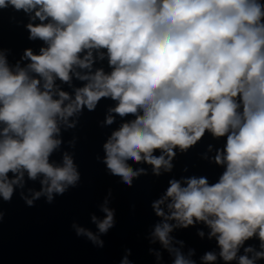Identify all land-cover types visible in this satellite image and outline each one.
I'll return each mask as SVG.
<instances>
[{
	"label": "clouds",
	"instance_id": "9594fccd",
	"mask_svg": "<svg viewBox=\"0 0 264 264\" xmlns=\"http://www.w3.org/2000/svg\"><path fill=\"white\" fill-rule=\"evenodd\" d=\"M8 7L41 21L26 28L29 39L39 38L47 47L39 54L25 49L21 59L30 61L25 68H10L0 53L4 201L11 200L16 187L23 188L25 171L32 180L43 174L41 191L32 198L21 193L28 206L41 195L51 202L53 193L63 195L74 187L80 174L72 156L64 153L62 166L49 162L62 143L54 137L61 123L75 126L69 117L111 98L118 101L111 113L134 119L104 144L103 162L129 186L146 171L134 169L129 159L152 165L158 176L162 167L172 170L174 149L187 150L206 131L226 137L214 157L226 169L218 183L192 177L182 187L170 180L152 204L162 218L152 235L175 253L173 264H195L172 247L170 233L198 222L211 229L209 237L216 238L225 262L264 259V0H0V10ZM94 50L100 59L107 55L109 73L91 71ZM74 66L89 71L81 74ZM72 76L87 81L75 89L74 98L55 83L57 78L70 83ZM114 119L108 115L105 123ZM157 149L158 156L153 154ZM102 211L103 220H92L100 233H107L114 226V211L106 206ZM77 234L103 244L86 229L77 228ZM254 237L260 251L247 246L245 255L237 257ZM202 259L208 264L217 257L208 252ZM121 264L131 262L125 257Z\"/></svg>",
	"mask_w": 264,
	"mask_h": 264
}]
</instances>
